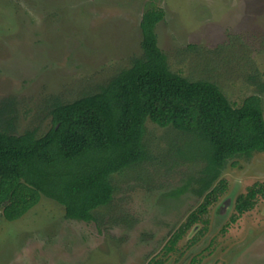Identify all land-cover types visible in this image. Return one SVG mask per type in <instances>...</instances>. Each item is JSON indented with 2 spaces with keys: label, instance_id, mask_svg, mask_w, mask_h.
Masks as SVG:
<instances>
[{
  "label": "rangeland",
  "instance_id": "374dc122",
  "mask_svg": "<svg viewBox=\"0 0 264 264\" xmlns=\"http://www.w3.org/2000/svg\"><path fill=\"white\" fill-rule=\"evenodd\" d=\"M150 7L164 12L155 33L170 71L215 83L234 106L257 95L264 115V0H0L2 130L40 137L54 102L95 93L128 68ZM143 142L149 160L111 175L113 200L94 210L96 222L67 219L44 196L13 221L0 208V264H264V199L234 209L264 183V152L225 165L216 200L168 252L203 201V162L192 136L172 127L147 120Z\"/></svg>",
  "mask_w": 264,
  "mask_h": 264
},
{
  "label": "trees",
  "instance_id": "16d2710c",
  "mask_svg": "<svg viewBox=\"0 0 264 264\" xmlns=\"http://www.w3.org/2000/svg\"><path fill=\"white\" fill-rule=\"evenodd\" d=\"M163 18L162 9L147 8L139 24L141 55L97 92L54 102L52 126L42 136L5 132L0 110V208L6 220L19 219L44 196L63 206L65 218L96 222L94 210L113 200L111 175L149 160L143 142L149 120L192 136L195 158L203 162L195 178L203 201L169 239L170 252L216 200L213 184L225 165L264 152L260 98L251 95L234 106L215 83L170 71L155 33ZM257 197L264 199V183L236 197V214L251 210Z\"/></svg>",
  "mask_w": 264,
  "mask_h": 264
}]
</instances>
